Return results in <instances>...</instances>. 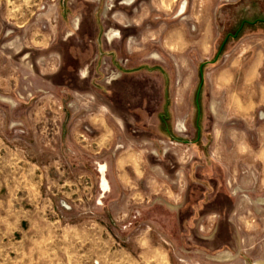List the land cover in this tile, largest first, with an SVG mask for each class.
I'll return each mask as SVG.
<instances>
[{"label": "rangeland", "instance_id": "rangeland-1", "mask_svg": "<svg viewBox=\"0 0 264 264\" xmlns=\"http://www.w3.org/2000/svg\"><path fill=\"white\" fill-rule=\"evenodd\" d=\"M122 1L0 0V264H264V0Z\"/></svg>", "mask_w": 264, "mask_h": 264}, {"label": "crops", "instance_id": "crops-1", "mask_svg": "<svg viewBox=\"0 0 264 264\" xmlns=\"http://www.w3.org/2000/svg\"><path fill=\"white\" fill-rule=\"evenodd\" d=\"M135 0H133V2L130 0L129 3L127 2H123L122 4H125V5H133ZM113 31H116V30H113ZM113 31H110L109 33L113 32ZM123 148H125V153L123 154V157L122 155L119 156L120 158V163H123V164H134V165H143L145 163H153V158H156V156H153V153H152V150H150V152L147 154V153H141V154H138L136 151H134L133 153H130V150L129 148H131L132 146L131 145H126L124 144L123 146H121Z\"/></svg>", "mask_w": 264, "mask_h": 264}, {"label": "bare ground", "instance_id": "bare-ground-1", "mask_svg": "<svg viewBox=\"0 0 264 264\" xmlns=\"http://www.w3.org/2000/svg\"><path fill=\"white\" fill-rule=\"evenodd\" d=\"M128 1H130V0H128ZM132 1V0H131ZM185 5H186V3L185 2H183L182 4H181V6H180V12L182 13L183 11H184V9H185ZM162 6V5H161ZM114 38H118L119 37V35L118 34H114V35H112ZM160 36V35H159ZM146 41V40H145ZM153 57L155 58V59H157V53L156 54H153Z\"/></svg>", "mask_w": 264, "mask_h": 264}, {"label": "flooded vegetation", "instance_id": "flooded-vegetation-1", "mask_svg": "<svg viewBox=\"0 0 264 264\" xmlns=\"http://www.w3.org/2000/svg\"><path fill=\"white\" fill-rule=\"evenodd\" d=\"M124 2V0L122 1V3ZM113 32H117V31H113ZM113 32H111V33H113ZM111 33H108V36H109V38H111V39H113L112 37H110V34ZM118 33V32H117ZM119 34V33H118Z\"/></svg>", "mask_w": 264, "mask_h": 264}]
</instances>
